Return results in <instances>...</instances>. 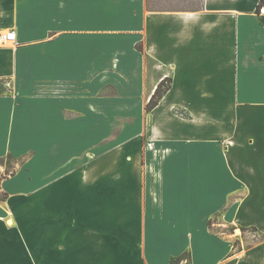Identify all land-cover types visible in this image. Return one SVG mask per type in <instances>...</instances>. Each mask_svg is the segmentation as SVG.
<instances>
[{"label":"crops","instance_id":"0c3cea01","mask_svg":"<svg viewBox=\"0 0 264 264\" xmlns=\"http://www.w3.org/2000/svg\"><path fill=\"white\" fill-rule=\"evenodd\" d=\"M260 3L0 0V264H264Z\"/></svg>","mask_w":264,"mask_h":264},{"label":"rangeland","instance_id":"374dc122","mask_svg":"<svg viewBox=\"0 0 264 264\" xmlns=\"http://www.w3.org/2000/svg\"><path fill=\"white\" fill-rule=\"evenodd\" d=\"M192 1L193 0H154V5L164 6V7H183V6L187 5L188 2H192ZM17 163L18 162L16 161V159H13V158L6 159V164L8 165V167L6 168L4 175H10L12 173V171L14 170L15 165ZM145 166H146V163H145ZM144 172H145L146 177H147L146 178V181H147L146 185H147L148 194L155 193L156 182L154 180L157 176L156 168H151V167H148V169L144 168ZM0 193H2V191H0ZM6 219L9 220V218H6ZM219 219H220V216L218 215L217 217L213 218V221H217ZM180 237H181V239H183L182 242H185L183 234H181ZM188 257H189L188 252L184 253L182 256L176 258L175 264H189L188 263Z\"/></svg>","mask_w":264,"mask_h":264},{"label":"trees","instance_id":"16d2710c","mask_svg":"<svg viewBox=\"0 0 264 264\" xmlns=\"http://www.w3.org/2000/svg\"><path fill=\"white\" fill-rule=\"evenodd\" d=\"M264 3V0H261V3L260 4H263ZM171 85H170V80L169 79H166L164 80L163 82H161L156 90H155V93L153 94V96L151 97L149 103L147 104V107L146 109L148 111L152 110L154 107H156L161 98L163 97L164 93H166L169 89H170ZM7 196V193L6 192H2L0 193V200H4ZM175 261H176V258H172L171 259V264H175Z\"/></svg>","mask_w":264,"mask_h":264},{"label":"built area","instance_id":"2783aa9c","mask_svg":"<svg viewBox=\"0 0 264 264\" xmlns=\"http://www.w3.org/2000/svg\"><path fill=\"white\" fill-rule=\"evenodd\" d=\"M16 40V31L13 29L7 32H0V46H3L8 41Z\"/></svg>","mask_w":264,"mask_h":264},{"label":"bare ground","instance_id":"6f19581e","mask_svg":"<svg viewBox=\"0 0 264 264\" xmlns=\"http://www.w3.org/2000/svg\"><path fill=\"white\" fill-rule=\"evenodd\" d=\"M9 223H11V221H8Z\"/></svg>","mask_w":264,"mask_h":264}]
</instances>
